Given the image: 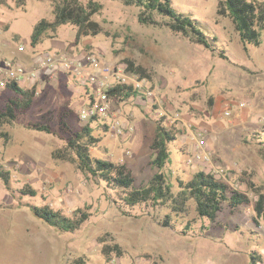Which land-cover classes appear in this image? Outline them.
<instances>
[{
	"label": "rangeland",
	"instance_id": "rangeland-1",
	"mask_svg": "<svg viewBox=\"0 0 264 264\" xmlns=\"http://www.w3.org/2000/svg\"><path fill=\"white\" fill-rule=\"evenodd\" d=\"M80 1L102 6L93 18L101 32L77 44L76 28L67 25L34 48L35 25L54 19L51 2L28 0L20 9L15 0H4L0 67L12 62L33 69L48 53L90 56L114 82L116 70L132 66L145 84L144 96L113 105L119 120L133 124L135 131L117 136L109 120L87 123L98 140L91 155L124 165L136 187L146 186L157 172L151 164L157 122L165 119L181 131L164 170L174 193L179 180L188 182L204 172L248 194L251 203L234 210L224 204L214 223L199 219L189 204L188 213L180 215H170L169 206L128 207L119 188L92 179L70 161L54 159L52 153L64 150L87 126L79 111L95 88L87 82L94 71L85 63L83 76L42 75L34 83L31 109L6 128L7 138L0 136V166L10 173L9 190L0 178V264H251V255L264 264V218L259 226L254 223L257 197L248 187L250 182L264 194V30L261 45L245 49L231 19L218 15L219 0H170L225 52L229 60H224L167 28L141 24L136 7L115 0ZM52 40L64 43V49H46ZM13 97L0 85V111ZM34 124H46L51 134L29 129ZM199 138L205 140L209 162H190ZM26 186L36 195H23ZM33 206H48L67 217L83 210L90 217L77 232L61 233L36 219ZM165 215L171 216L169 226L163 224ZM5 224L21 227L9 231ZM106 250L113 251L109 258Z\"/></svg>",
	"mask_w": 264,
	"mask_h": 264
},
{
	"label": "trees",
	"instance_id": "trees-1",
	"mask_svg": "<svg viewBox=\"0 0 264 264\" xmlns=\"http://www.w3.org/2000/svg\"><path fill=\"white\" fill-rule=\"evenodd\" d=\"M28 0H15L17 8L26 7ZM41 1V0H39ZM52 7L53 20L42 19L34 27L30 37L32 47H37L46 37H53L63 26L71 25L76 28L75 42L79 44L83 39L97 36L101 32L99 24L94 21V16L102 10V6L90 1L87 4L80 0H49ZM128 7H136L140 10L139 21L141 24L167 28L175 34L200 45L224 60H229L225 52L216 49L213 41L201 32L196 23L190 18L178 13L171 6L170 0H115ZM4 0H0V6ZM218 15L231 19L240 42L245 49L248 46L259 47L261 45V32L264 30V1L258 3L255 0H219ZM217 40L216 38L214 39ZM127 72L136 76L139 74L132 66ZM138 77V76H137ZM5 88L14 94L9 99L5 108L0 111V136L7 138L6 128L11 127L18 119L19 114L27 112L33 106L37 88L21 86L15 81H8ZM142 90L136 89L132 83L114 84L107 90L112 103L126 102L141 96ZM29 129L51 134L46 124H34ZM93 130L87 124L82 133H77L68 140L64 150H56L52 157L56 160L70 161L77 168L92 179L105 182L109 186L119 188L123 193L122 201L128 207L148 204L153 207L169 206L170 215L188 213L186 206L193 205L195 214L199 219L214 223L224 204L231 209L250 205L248 194L239 190H231L230 187L216 176L198 172L188 182L179 180L180 190L173 192V185L164 172L171 162L170 146L175 142L181 131L176 126H167L165 119L157 122V129L151 149L154 154L152 166L157 170L148 185L136 187L131 172L124 165L114 164L109 161L94 158L90 148L98 140L92 135ZM0 178L6 189H10V173L0 166ZM248 187L256 192L257 201L254 203V223L259 226L264 218V194L257 190L253 184ZM23 195L35 196L36 192L29 186L21 191ZM188 205V206H189ZM33 216L42 223L54 228L61 233L77 232L89 219L90 215L77 210L73 217H67L60 212L50 209L48 206L31 208ZM170 215H165L164 226L170 225ZM187 230L189 226L187 225ZM109 258L113 252L105 251ZM258 257L251 255V264H258Z\"/></svg>",
	"mask_w": 264,
	"mask_h": 264
},
{
	"label": "built area",
	"instance_id": "built-area-1",
	"mask_svg": "<svg viewBox=\"0 0 264 264\" xmlns=\"http://www.w3.org/2000/svg\"><path fill=\"white\" fill-rule=\"evenodd\" d=\"M94 71L87 82L92 83L95 88L94 95L89 104L84 106L79 111V119L82 123H90L95 120H109L111 131L117 135L132 134L135 131L133 124H125L119 117L117 111L114 110V105L109 99L107 90L116 84L132 83L136 89L144 90L145 84L139 77L126 72L125 68H120L113 73L111 82L107 75L109 70L100 67L99 62L93 57L86 56L84 58H71L64 54L48 53L44 57L39 56L36 62V67L27 69L22 66H14L12 62H6L3 67H0V75L4 80L0 81V85L5 87L8 81H15L18 84L26 82L30 84V88L43 75L53 78L58 72L70 73L75 76H83L86 72V64ZM198 151L190 162H209L210 156L206 151V143L202 138L198 139Z\"/></svg>",
	"mask_w": 264,
	"mask_h": 264
},
{
	"label": "crops",
	"instance_id": "crops-1",
	"mask_svg": "<svg viewBox=\"0 0 264 264\" xmlns=\"http://www.w3.org/2000/svg\"><path fill=\"white\" fill-rule=\"evenodd\" d=\"M43 43H41L40 45H38V46H41ZM37 46V47H38ZM46 49H48L49 51L51 50V51H53V52H57V51H61V50H63L64 49V43H62V42H59L58 40H52L51 41V43H50V46H48ZM3 54H1L0 53V56H2ZM18 56V55H17ZM19 85H21V86H26V87H30V84L29 83H26V82H21ZM0 226H2V225H0ZM5 226V228L7 229V230H9V231H14V230H20V228L19 227H21V226H19V225H17L16 224V226H14L13 228H12V226H10L9 224H5L4 225ZM11 227V228H10ZM21 230H22V228H21ZM259 264V263H258Z\"/></svg>",
	"mask_w": 264,
	"mask_h": 264
}]
</instances>
